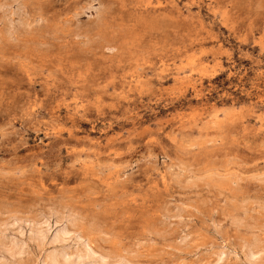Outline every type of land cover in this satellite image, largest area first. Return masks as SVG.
I'll return each instance as SVG.
<instances>
[{
  "label": "rangeland",
  "instance_id": "rangeland-1",
  "mask_svg": "<svg viewBox=\"0 0 264 264\" xmlns=\"http://www.w3.org/2000/svg\"><path fill=\"white\" fill-rule=\"evenodd\" d=\"M52 251L264 264V0H0V264Z\"/></svg>",
  "mask_w": 264,
  "mask_h": 264
},
{
  "label": "bare ground",
  "instance_id": "bare-ground-1",
  "mask_svg": "<svg viewBox=\"0 0 264 264\" xmlns=\"http://www.w3.org/2000/svg\"><path fill=\"white\" fill-rule=\"evenodd\" d=\"M162 27V26H161ZM34 60V59H33ZM75 67V66H74ZM93 71V70H92ZM91 72V71H90ZM87 75V74H85ZM36 222V221H35ZM33 225V224H32ZM46 225V224H45ZM59 227V226H58ZM66 230V229H65ZM64 230V228H61L59 229L56 233H54L53 235V238L52 240L53 241H57L58 240V235H64L66 234V231ZM40 230H38L39 232ZM36 232L35 235H42V233H38ZM30 235V234H29ZM85 245V244H84ZM23 246V245H22ZM18 249V248H17ZM22 249V248H21ZM3 250V249H2ZM6 250V249H5ZM12 250V249H11ZM91 250V249H90ZM255 252V251H254ZM18 253V252H17ZM90 253V252H89ZM254 254V253H253ZM91 255V254H90ZM11 256V255H10ZM14 256V255H13ZM18 256V255H17ZM20 256V254H19ZM82 256V255H81ZM86 256V254H85ZM252 256V255H251ZM253 256H256V255H253ZM252 256V257H253ZM250 257V256H249ZM75 258V257H74ZM83 258V257H82ZM47 259H48V264H67V261L68 259L64 257V254L63 252H57V251H52L48 256H47ZM219 259V258H218ZM255 259V258H254ZM86 260V259H85ZM79 261V259H78ZM90 261V260H89ZM77 264V263H76ZM84 264H91L90 262H85L84 261ZM98 264V263H96ZM248 264V263H247ZM256 264V263H255Z\"/></svg>",
  "mask_w": 264,
  "mask_h": 264
}]
</instances>
